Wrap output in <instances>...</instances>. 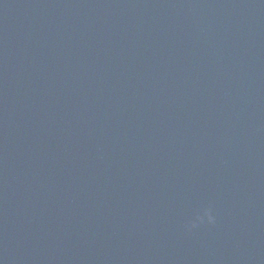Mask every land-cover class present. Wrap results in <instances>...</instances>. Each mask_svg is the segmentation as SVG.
Segmentation results:
<instances>
[{"label":"water","instance_id":"obj_1","mask_svg":"<svg viewBox=\"0 0 264 264\" xmlns=\"http://www.w3.org/2000/svg\"><path fill=\"white\" fill-rule=\"evenodd\" d=\"M0 264H264V0H0Z\"/></svg>","mask_w":264,"mask_h":264},{"label":"clouds","instance_id":"obj_2","mask_svg":"<svg viewBox=\"0 0 264 264\" xmlns=\"http://www.w3.org/2000/svg\"><path fill=\"white\" fill-rule=\"evenodd\" d=\"M202 220H206L209 224H212L215 222L214 216L211 214V211L208 209H204L202 212V215H198L196 217L197 222L202 221ZM195 226H196V223H193L191 225V227H195Z\"/></svg>","mask_w":264,"mask_h":264}]
</instances>
